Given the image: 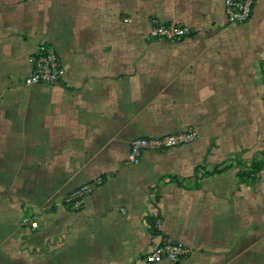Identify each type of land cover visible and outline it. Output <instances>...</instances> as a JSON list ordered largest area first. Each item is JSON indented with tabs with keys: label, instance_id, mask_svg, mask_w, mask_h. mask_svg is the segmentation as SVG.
<instances>
[{
	"label": "crops",
	"instance_id": "0c3cea01",
	"mask_svg": "<svg viewBox=\"0 0 264 264\" xmlns=\"http://www.w3.org/2000/svg\"><path fill=\"white\" fill-rule=\"evenodd\" d=\"M224 4L0 0V264H148L165 238L192 250L179 264H264V170L240 183L238 165L264 153V0L244 25ZM154 19L191 36L150 41ZM41 44L62 58L58 86L25 85ZM189 129L193 144L126 164L133 140Z\"/></svg>",
	"mask_w": 264,
	"mask_h": 264
},
{
	"label": "built area",
	"instance_id": "2783aa9c",
	"mask_svg": "<svg viewBox=\"0 0 264 264\" xmlns=\"http://www.w3.org/2000/svg\"><path fill=\"white\" fill-rule=\"evenodd\" d=\"M258 0H225L224 9L227 22L230 25H244L248 23L256 8ZM128 22V21H127ZM191 36L189 28L165 23L159 20L151 21L149 38L159 42H181ZM30 75L25 79L26 86L55 87L63 82L65 69L62 58L54 47L41 44L37 51L29 59ZM197 133L189 129L185 132L161 137L137 138L130 144L127 164L139 165L146 153H163L176 148L193 144L197 140ZM104 183L91 182L81 186L75 192L68 195L65 203L69 210L81 212L85 207V201L96 192ZM159 227V222L157 221ZM37 227L36 224L33 225ZM190 256V252L167 239H162L154 250L146 256V261L158 263L162 260L178 262Z\"/></svg>",
	"mask_w": 264,
	"mask_h": 264
},
{
	"label": "trees",
	"instance_id": "16d2710c",
	"mask_svg": "<svg viewBox=\"0 0 264 264\" xmlns=\"http://www.w3.org/2000/svg\"><path fill=\"white\" fill-rule=\"evenodd\" d=\"M238 165L242 168V171L239 173V182L240 183H249L250 181H255L260 172L264 170V153L261 154L260 159H255L251 162V164L248 167L243 166L242 164L238 163ZM232 166L231 165H226L222 164L219 166H216L211 172H205V176L207 177H214L217 175H220L222 173H225L226 171L230 170ZM200 171V168H197L195 171V175L198 174ZM171 182H176V183H181L179 180L171 178ZM155 209L159 212V201L160 197L157 194L155 196ZM160 219V216L157 217H151L147 216L146 217V222L149 227L150 232L153 234V236H162L159 227L157 226V221Z\"/></svg>",
	"mask_w": 264,
	"mask_h": 264
},
{
	"label": "rangeland",
	"instance_id": "374dc122",
	"mask_svg": "<svg viewBox=\"0 0 264 264\" xmlns=\"http://www.w3.org/2000/svg\"><path fill=\"white\" fill-rule=\"evenodd\" d=\"M149 40L150 41H155V40H151L150 38H149ZM158 42V41H157ZM126 164H127V162H126ZM128 165V164H127ZM256 178H257V176H256ZM99 182V181H102L103 183H105V178H103V177H100V178H97L96 180H94L93 182ZM89 183H91V182H89ZM86 184H88V183H86ZM85 185V184H84ZM84 185H82V186H84ZM104 185V184H103ZM102 184L99 186V188L101 187V186H103ZM98 188V189H99ZM79 189V188H78ZM97 189V190H98ZM77 190V189H76ZM75 190V191H76ZM96 190V191H97ZM75 191H73V192H75ZM72 192V193H73ZM71 194V193H70ZM70 194H68V195H70ZM67 195V196H68ZM93 195V194H92ZM91 195V196H92ZM66 196V197H67ZM89 198V197H88ZM66 199V198H65ZM85 208V207H84ZM71 211V210H70ZM71 212H73V211H71ZM124 211H122V213H123ZM73 213H77V212H73ZM158 222H159V227H161V224H162V220L161 219H158ZM34 228V227H33ZM165 239H167V240H170V241H172V242H174V243H178L179 245H181V246H183L184 248H186L189 252H190V256H191V254H192V250L191 249H189V248H187V247H185L184 245H182L181 243H179V242H177V241H175V240H173V239H170V238H165ZM184 259H182V260H180V261H178V262H172V261H170V260H162V261H160V262H158V263H151V262H148L147 261V263L148 264H162V263H165V262H167V263H170V264H179L180 262H182Z\"/></svg>",
	"mask_w": 264,
	"mask_h": 264
}]
</instances>
